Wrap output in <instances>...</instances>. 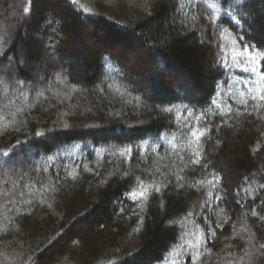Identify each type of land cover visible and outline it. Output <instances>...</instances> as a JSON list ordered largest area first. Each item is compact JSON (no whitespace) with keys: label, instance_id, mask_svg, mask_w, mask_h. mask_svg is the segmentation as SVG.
Segmentation results:
<instances>
[{"label":"trees","instance_id":"obj_1","mask_svg":"<svg viewBox=\"0 0 264 264\" xmlns=\"http://www.w3.org/2000/svg\"><path fill=\"white\" fill-rule=\"evenodd\" d=\"M257 87L264 0H0V264H264Z\"/></svg>","mask_w":264,"mask_h":264},{"label":"snow or ice","instance_id":"obj_2","mask_svg":"<svg viewBox=\"0 0 264 264\" xmlns=\"http://www.w3.org/2000/svg\"><path fill=\"white\" fill-rule=\"evenodd\" d=\"M73 2H75V0H73ZM25 10H28V9H25ZM85 11H88L87 9H85ZM253 72H255L256 71V69L255 68H252L251 69ZM241 95L243 96L244 94L243 93H241ZM252 99L253 100H260V101H264V91H262V89L260 88V87H257L256 89H255V95H253L252 96ZM245 103H246V101H245ZM205 133H203V132H200L199 134H197V132H192V136H193V138L195 139V140H199V138H200V136H203ZM5 155H6V153H5ZM198 162V161H197ZM158 190V189H157ZM144 195V193H141V196H143ZM253 215H255V213H253ZM261 247L262 248H264V245H261Z\"/></svg>","mask_w":264,"mask_h":264}]
</instances>
